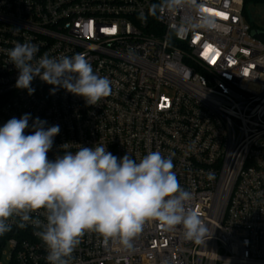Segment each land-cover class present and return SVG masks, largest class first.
Instances as JSON below:
<instances>
[{
    "label": "built area",
    "instance_id": "1",
    "mask_svg": "<svg viewBox=\"0 0 264 264\" xmlns=\"http://www.w3.org/2000/svg\"><path fill=\"white\" fill-rule=\"evenodd\" d=\"M264 0H196L212 28L170 32L189 9L159 0H0V127L26 113L59 125L53 148L97 142L118 158L171 156L179 184L209 227L204 244L179 226L148 222L124 248L86 231L70 264H264V42L247 7ZM31 42L39 53L84 55L112 92L98 105L35 78L15 87L7 52ZM0 264H48L31 226L4 234Z\"/></svg>",
    "mask_w": 264,
    "mask_h": 264
},
{
    "label": "clouds",
    "instance_id": "2",
    "mask_svg": "<svg viewBox=\"0 0 264 264\" xmlns=\"http://www.w3.org/2000/svg\"><path fill=\"white\" fill-rule=\"evenodd\" d=\"M196 0H159L156 9H189L199 14L182 18L170 32L179 35L193 28H212L215 18L199 13ZM31 42H17L8 60L18 70L15 87L35 89V78L82 97L86 105H98L112 92V82L98 75L82 54L38 55ZM31 114L13 117L0 127V236L31 226L47 250L48 264H70L86 231L105 242L118 241L131 249L132 241L151 221L167 230L178 226L186 241L204 244L209 227L191 206L194 194L183 188L174 172L171 156L149 151L139 160L129 152L118 158L107 145H79L72 151L60 146L49 159L59 125Z\"/></svg>",
    "mask_w": 264,
    "mask_h": 264
},
{
    "label": "rangeland",
    "instance_id": "3",
    "mask_svg": "<svg viewBox=\"0 0 264 264\" xmlns=\"http://www.w3.org/2000/svg\"><path fill=\"white\" fill-rule=\"evenodd\" d=\"M247 13L255 26L264 29V2H255L249 5Z\"/></svg>",
    "mask_w": 264,
    "mask_h": 264
},
{
    "label": "water",
    "instance_id": "4",
    "mask_svg": "<svg viewBox=\"0 0 264 264\" xmlns=\"http://www.w3.org/2000/svg\"><path fill=\"white\" fill-rule=\"evenodd\" d=\"M251 33L254 37H256V38H258L264 42V31L263 30H259V29L254 28Z\"/></svg>",
    "mask_w": 264,
    "mask_h": 264
},
{
    "label": "trees",
    "instance_id": "5",
    "mask_svg": "<svg viewBox=\"0 0 264 264\" xmlns=\"http://www.w3.org/2000/svg\"><path fill=\"white\" fill-rule=\"evenodd\" d=\"M5 241H6L5 235L0 236V250L3 247Z\"/></svg>",
    "mask_w": 264,
    "mask_h": 264
}]
</instances>
